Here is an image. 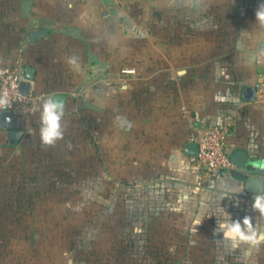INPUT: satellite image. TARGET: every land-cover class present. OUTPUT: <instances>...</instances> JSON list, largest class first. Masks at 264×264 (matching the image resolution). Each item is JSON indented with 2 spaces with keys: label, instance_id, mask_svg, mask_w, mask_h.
<instances>
[{
  "label": "crops",
  "instance_id": "obj_1",
  "mask_svg": "<svg viewBox=\"0 0 264 264\" xmlns=\"http://www.w3.org/2000/svg\"><path fill=\"white\" fill-rule=\"evenodd\" d=\"M261 3L0 0V76L22 68L30 90L67 95L65 112L82 100L90 134L93 123L99 126L101 152L131 154L117 156L116 166L133 178L147 171L153 182L145 177L138 182L148 185V196L168 198L181 216L194 209L199 219L209 207L216 229V211L226 209L232 220L250 216L264 227L252 209L257 192L246 189L245 179L227 173L209 185L200 183L186 151L197 125L218 122L233 111L238 126L232 154L244 151L247 163H235V169L264 178L259 166L264 164V100L245 97L247 88L264 82V33L255 23ZM38 30L45 33L33 36ZM72 56L78 69L67 62ZM28 67L34 69L32 78ZM41 103L24 119L18 112L10 118L23 130L18 143L0 125V150L8 141L18 145L39 123ZM117 116L131 128L119 126ZM156 184L162 193L149 191ZM48 264L59 263L53 258Z\"/></svg>",
  "mask_w": 264,
  "mask_h": 264
},
{
  "label": "rangeland",
  "instance_id": "obj_2",
  "mask_svg": "<svg viewBox=\"0 0 264 264\" xmlns=\"http://www.w3.org/2000/svg\"><path fill=\"white\" fill-rule=\"evenodd\" d=\"M62 123L53 147L41 146L36 123L0 150V264H264V248L231 249L215 235L209 207L199 219L194 209L181 216L168 198L148 196L138 182H153L147 171L133 178L117 167V156L131 154L101 152L82 100ZM158 184L149 191L162 193Z\"/></svg>",
  "mask_w": 264,
  "mask_h": 264
},
{
  "label": "built area",
  "instance_id": "obj_3",
  "mask_svg": "<svg viewBox=\"0 0 264 264\" xmlns=\"http://www.w3.org/2000/svg\"><path fill=\"white\" fill-rule=\"evenodd\" d=\"M25 82L22 68L6 69L0 76V93L7 92L10 106L0 110L20 113L21 117L33 114L38 104L49 95L46 92H34L29 89L25 95L21 84ZM255 99L264 100V82L255 85ZM238 119L235 112L225 114L222 119L212 124L197 125L192 141L198 144V154L192 160L198 171L200 183H210L221 175L230 173L236 164L232 160L234 136L237 134Z\"/></svg>",
  "mask_w": 264,
  "mask_h": 264
},
{
  "label": "clouds",
  "instance_id": "obj_4",
  "mask_svg": "<svg viewBox=\"0 0 264 264\" xmlns=\"http://www.w3.org/2000/svg\"><path fill=\"white\" fill-rule=\"evenodd\" d=\"M256 25L260 33H264V3L259 4L255 13ZM260 56H264V52L260 53ZM68 64L79 68L78 58L72 56L68 59ZM264 63V61H261ZM10 106V100L8 93H0V110L6 109ZM40 113L39 116V138L43 148L53 147L59 140L64 138L65 126L63 125V119L65 116V101L63 99L48 96L42 101L38 107ZM116 122L119 126L131 128V123L124 117L117 116ZM70 147V145H69ZM264 167V164L259 165ZM252 209L258 211L260 216L258 220H264V188L259 192L254 193ZM202 220H198L197 224H200ZM223 234L222 241L227 247L236 249L242 245H247L249 248H258L261 244H264V227L259 224H253L250 216H245L242 221L232 220L227 212H224V218L221 220L218 218L217 228L215 234Z\"/></svg>",
  "mask_w": 264,
  "mask_h": 264
},
{
  "label": "water",
  "instance_id": "obj_5",
  "mask_svg": "<svg viewBox=\"0 0 264 264\" xmlns=\"http://www.w3.org/2000/svg\"><path fill=\"white\" fill-rule=\"evenodd\" d=\"M44 30H38L33 32V36H39L44 34ZM27 77L32 78L34 75V69L32 67H28L26 69ZM30 85L28 82H22L21 91L23 94L27 95L29 91ZM255 90L253 88H247L245 91V97L248 99L254 98ZM53 97H57L66 101L67 95L64 93H56ZM13 112L7 111L3 112L0 117V125L9 128V137L14 143H18L23 130L19 128H14L10 122V118H12ZM190 155L197 156L198 154V144L195 141H191L187 144V150ZM244 158V160H242ZM232 160L236 164H240L241 166L246 165V153L244 151H236L232 154ZM231 174L245 179L246 181V189L253 192H259L263 188L264 178L262 176L256 174H247L245 171L232 169L230 171Z\"/></svg>",
  "mask_w": 264,
  "mask_h": 264
}]
</instances>
